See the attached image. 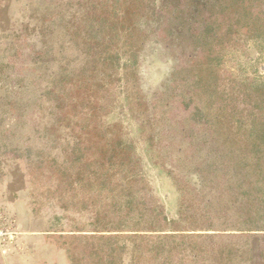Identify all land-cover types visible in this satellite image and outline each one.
Here are the masks:
<instances>
[{
    "label": "rangeland",
    "instance_id": "374dc122",
    "mask_svg": "<svg viewBox=\"0 0 264 264\" xmlns=\"http://www.w3.org/2000/svg\"><path fill=\"white\" fill-rule=\"evenodd\" d=\"M7 219L1 258L264 264V0H0Z\"/></svg>",
    "mask_w": 264,
    "mask_h": 264
},
{
    "label": "crops",
    "instance_id": "0c3cea01",
    "mask_svg": "<svg viewBox=\"0 0 264 264\" xmlns=\"http://www.w3.org/2000/svg\"><path fill=\"white\" fill-rule=\"evenodd\" d=\"M36 248V249H35ZM38 247L31 246L30 250L24 253H15L7 257H0V264H42L36 252ZM36 255V256H35Z\"/></svg>",
    "mask_w": 264,
    "mask_h": 264
},
{
    "label": "built area",
    "instance_id": "2783aa9c",
    "mask_svg": "<svg viewBox=\"0 0 264 264\" xmlns=\"http://www.w3.org/2000/svg\"><path fill=\"white\" fill-rule=\"evenodd\" d=\"M18 235L13 223L6 220V223H0V252L4 253L7 248V243L13 242Z\"/></svg>",
    "mask_w": 264,
    "mask_h": 264
},
{
    "label": "trees",
    "instance_id": "16d2710c",
    "mask_svg": "<svg viewBox=\"0 0 264 264\" xmlns=\"http://www.w3.org/2000/svg\"><path fill=\"white\" fill-rule=\"evenodd\" d=\"M165 228H168L167 225H164V224H158V225H153L151 227H147V230H151V231H162L164 230ZM175 230V229H173ZM173 235H166L164 237H172Z\"/></svg>",
    "mask_w": 264,
    "mask_h": 264
}]
</instances>
